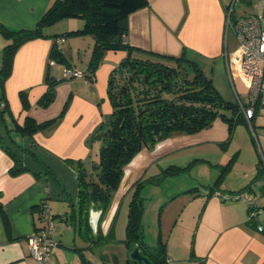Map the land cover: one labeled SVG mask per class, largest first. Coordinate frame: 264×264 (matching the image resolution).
Instances as JSON below:
<instances>
[{
	"label": "crops",
	"instance_id": "crops-1",
	"mask_svg": "<svg viewBox=\"0 0 264 264\" xmlns=\"http://www.w3.org/2000/svg\"><path fill=\"white\" fill-rule=\"evenodd\" d=\"M53 1L0 0V23L12 30L33 28ZM236 1L149 0L147 6L129 14L124 39L133 47L168 55H178L185 49L189 56L200 63H215L223 59L231 82L232 78L238 81L233 62L236 38L227 26V20L229 16L233 19L241 15L264 13V0H239L243 7L241 13L234 12ZM82 26L83 22L71 24L66 31ZM229 29L235 38L232 48L228 46ZM50 31L44 29L46 34H54ZM73 40V37L63 38L58 44L64 55L67 51L65 42L68 53L72 55ZM7 43V38L0 32V53ZM52 44L53 38L44 36L19 46L13 55L11 74L4 83L8 111L0 114V135L8 150L0 145V203L7 214L8 224L0 215V264H41L30 254L27 240L42 225L39 217L42 202L48 203L53 215L52 236L56 241L50 249L47 264H92L87 252L113 241L101 244L88 242L69 218L72 207L76 205L77 178L66 159L87 160L91 156L93 145L87 144V138L111 112L106 94L109 73L126 56L127 51L107 50L92 78L84 74L85 68L80 77L57 81L53 100L44 106L38 101L48 87L47 72L58 79L60 74L55 67L65 66H49ZM92 45L93 38L90 53ZM89 57L85 58L86 66ZM69 61L74 68L71 58ZM201 65L203 67L204 64ZM21 91L27 97L25 108L21 102ZM62 110L59 120L32 134H23L15 127L21 126L27 116L36 122H44L58 116ZM227 139V123L216 118L209 127L194 133H177L161 140L151 150L142 149L125 166L121 183L100 222V233L105 235L109 231L124 196L132 190L137 179L145 181L143 176L146 171L160 157L176 149L222 144ZM16 144L29 149L46 163L70 198H66L64 191L31 158L19 152ZM12 154L27 169L10 174L9 169L14 162ZM197 158L206 160L202 156ZM206 161L210 160L207 158ZM257 163L255 160L247 167L236 169L230 165L215 190L203 186L212 184L221 171L214 181V174L211 173L208 180L197 182L196 188L193 187L196 194L189 200L193 204L189 216L194 222L188 248L190 251L188 256H174L175 251L165 246L168 264H264V172L258 174ZM211 164L219 171L222 162ZM228 174L234 176L227 179ZM232 192L247 193L254 201L253 207L261 210L251 215L249 205L242 198H224ZM98 217L99 211L91 209L89 225L92 237L97 235ZM56 221L59 223L55 224ZM121 241L124 243L125 264H130L127 262L129 248L124 238Z\"/></svg>",
	"mask_w": 264,
	"mask_h": 264
},
{
	"label": "trees",
	"instance_id": "trees-1",
	"mask_svg": "<svg viewBox=\"0 0 264 264\" xmlns=\"http://www.w3.org/2000/svg\"><path fill=\"white\" fill-rule=\"evenodd\" d=\"M148 4L149 0H54L33 28L12 30L0 23V32L8 40L1 50L0 59V114L8 111L4 83L12 71L13 55L19 46L29 40L51 36L53 44L49 58L55 59L57 65L65 64L67 67H72L56 39L90 35L93 38V45L84 73L89 78H92L107 50L127 51L126 56L108 76L106 94L111 112L87 138L89 146L99 142L97 153L95 156H89L87 160L66 159L75 170L77 178L76 205L72 207L69 218L86 240L93 244L113 240V225L103 235L99 231L100 222L104 219L121 183L125 166L137 153L144 148L151 150L161 140L177 133H194L209 127L216 118L227 123L228 139L225 142H228L233 134L234 122L238 119L245 120L238 103L223 99L211 78L205 74L201 63L189 56L185 49L178 55H168L133 47L125 41L129 14ZM64 17L82 18L83 26L61 34L49 35L44 32L45 27ZM63 79L67 78L59 75L56 79L47 72L48 87L40 97L39 104L45 106L53 100L55 84ZM20 97L23 107H27L24 91L20 92ZM66 105L67 103L65 107ZM62 114L63 110L58 116L44 122H36L27 116L21 126L15 125V127L23 134H32L53 124ZM0 145L7 148L3 145L1 135ZM15 146L19 152L31 158L41 171L64 191L66 198H70L63 184L46 163L22 145ZM13 161L9 169L10 174H17L27 169V166L15 155ZM229 166L230 164L223 165L219 177L212 184L203 187L215 190ZM257 170L259 175L264 172V166L261 167L259 162ZM143 183L144 180L141 179L133 183L124 241L129 253L134 247H138L141 253L148 256L155 264H166L168 258L165 243L158 240L157 245L149 246L143 240L141 221L143 202L139 196V189ZM233 194L236 192L228 195ZM91 209L99 211L97 235L94 237L91 236L89 225ZM0 215L5 224H8L7 214L1 203ZM127 262L135 264L129 256Z\"/></svg>",
	"mask_w": 264,
	"mask_h": 264
},
{
	"label": "rangeland",
	"instance_id": "rangeland-1",
	"mask_svg": "<svg viewBox=\"0 0 264 264\" xmlns=\"http://www.w3.org/2000/svg\"><path fill=\"white\" fill-rule=\"evenodd\" d=\"M241 4L239 0L236 1L235 13L243 12ZM79 22H83V19L64 17L44 29L45 31L50 29V32H54V34H61L67 32L66 30L71 24H79ZM69 37L74 39L71 43L72 55L68 53L66 42L65 50L67 51L65 53L69 56L68 59L71 58L75 65L74 68L82 72L86 68L85 58L90 56L92 38L88 34ZM234 43V35L229 29V48H232ZM201 64H204L205 74L211 78L223 99L237 102L239 96L242 101L246 102L248 94L239 92L237 95L223 59L215 63L202 62ZM55 68L60 74L62 67ZM98 148L99 142H94L92 156H95ZM181 149L167 152L165 156L160 157L156 161L157 163H154L146 171L143 176L145 181L139 189V196L143 202L141 221L144 242L149 246H155L158 240H161L165 243L166 248H172L175 251L174 256L179 254L188 256L190 251L188 248L191 244L194 222L189 216L193 205L189 200L196 194L193 187L197 182L208 180L211 173L214 174L212 179L214 181L222 169L221 166L226 164L234 165L233 169L244 168L256 160L261 167L264 166V109H258L250 123L246 119L235 121L233 136L228 142ZM197 156H202L206 160L208 158L210 161L198 159ZM219 161L222 162V165L217 171L218 168H212L211 163ZM233 176L228 174L227 179H231ZM132 194L133 189L124 196L119 204L113 224V241L87 252V257L92 264H125L124 243L121 239L125 238L126 234L128 204ZM57 223L59 222L56 221L55 224ZM167 262L169 263V260Z\"/></svg>",
	"mask_w": 264,
	"mask_h": 264
},
{
	"label": "built area",
	"instance_id": "built-area-1",
	"mask_svg": "<svg viewBox=\"0 0 264 264\" xmlns=\"http://www.w3.org/2000/svg\"><path fill=\"white\" fill-rule=\"evenodd\" d=\"M227 26L230 27L236 38V56L233 59L238 81L232 78L237 95L246 92L248 99L242 101L238 96V106L243 117L250 123L258 109H264V13L241 15L228 18ZM63 41L62 37L56 39L57 44ZM49 66L57 65L55 59L49 58ZM82 72L73 67L64 66L60 77H80ZM224 198H242L249 205L250 214L257 210L252 208L254 201L245 192L225 195ZM39 217L42 222L38 231L28 237L27 245L32 257L41 264H47L50 249L55 244L53 240V216L47 202H42L39 207ZM261 229L262 227L259 226Z\"/></svg>",
	"mask_w": 264,
	"mask_h": 264
},
{
	"label": "water",
	"instance_id": "water-1",
	"mask_svg": "<svg viewBox=\"0 0 264 264\" xmlns=\"http://www.w3.org/2000/svg\"><path fill=\"white\" fill-rule=\"evenodd\" d=\"M129 257L135 261V264H155L148 256L141 253L138 247H134L130 253Z\"/></svg>",
	"mask_w": 264,
	"mask_h": 264
}]
</instances>
